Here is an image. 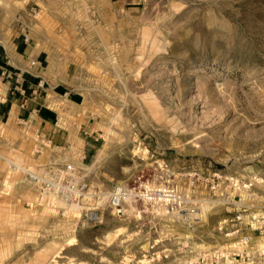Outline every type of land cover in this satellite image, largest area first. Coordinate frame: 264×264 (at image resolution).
Wrapping results in <instances>:
<instances>
[{"label":"rangeland","instance_id":"obj_1","mask_svg":"<svg viewBox=\"0 0 264 264\" xmlns=\"http://www.w3.org/2000/svg\"><path fill=\"white\" fill-rule=\"evenodd\" d=\"M71 14L89 31L95 127L60 164L88 192L169 186L200 219L135 199L89 223L26 177L41 173L31 136L12 146L5 135L0 264H264L231 254L245 234L264 245V0H83Z\"/></svg>","mask_w":264,"mask_h":264},{"label":"crops","instance_id":"obj_2","mask_svg":"<svg viewBox=\"0 0 264 264\" xmlns=\"http://www.w3.org/2000/svg\"><path fill=\"white\" fill-rule=\"evenodd\" d=\"M82 1L0 0V72L14 73L0 78V137L20 146L30 135L36 170L60 163L61 155L71 157L77 137L94 131L83 73L89 56L82 41L89 31L84 18L71 14ZM85 145L83 140L78 150Z\"/></svg>","mask_w":264,"mask_h":264},{"label":"built area","instance_id":"obj_3","mask_svg":"<svg viewBox=\"0 0 264 264\" xmlns=\"http://www.w3.org/2000/svg\"><path fill=\"white\" fill-rule=\"evenodd\" d=\"M30 14L34 17L36 9L29 8ZM30 66L36 65L34 61ZM14 76L11 71L2 68L0 78L10 80ZM31 182L35 183L40 193L48 198L54 204H63L67 208L80 209L83 212L85 220L92 224L101 222L102 207L108 206L116 216L122 215V204L126 200H135L144 205L158 204L160 208L166 211L170 210L178 214L188 226L194 225L199 219L201 209L195 206L190 199L181 196L169 186H150L144 187L143 191L137 188L116 187L109 192L98 193L88 192L83 177L77 173V170L71 164L50 163L41 169V173L24 171ZM83 200H85L83 202ZM258 235H262L261 228H256ZM254 237L251 234L241 236L235 242V247H241V252L231 253L233 260H246L253 263L255 258H264V245H252Z\"/></svg>","mask_w":264,"mask_h":264},{"label":"bare ground","instance_id":"obj_4","mask_svg":"<svg viewBox=\"0 0 264 264\" xmlns=\"http://www.w3.org/2000/svg\"><path fill=\"white\" fill-rule=\"evenodd\" d=\"M13 163V162H12ZM18 166V165H17Z\"/></svg>","mask_w":264,"mask_h":264}]
</instances>
